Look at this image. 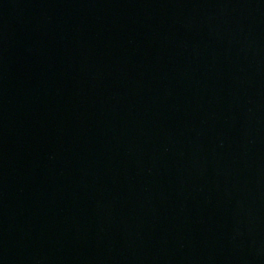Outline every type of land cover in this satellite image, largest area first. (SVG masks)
Returning <instances> with one entry per match:
<instances>
[{
    "label": "water",
    "instance_id": "95a60500",
    "mask_svg": "<svg viewBox=\"0 0 264 264\" xmlns=\"http://www.w3.org/2000/svg\"><path fill=\"white\" fill-rule=\"evenodd\" d=\"M0 264H264V0H0Z\"/></svg>",
    "mask_w": 264,
    "mask_h": 264
}]
</instances>
